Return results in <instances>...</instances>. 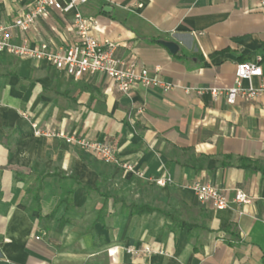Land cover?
<instances>
[{"label": "crops", "instance_id": "obj_1", "mask_svg": "<svg viewBox=\"0 0 264 264\" xmlns=\"http://www.w3.org/2000/svg\"><path fill=\"white\" fill-rule=\"evenodd\" d=\"M35 3L0 0V25ZM77 9L118 57L135 56L176 87L124 94L101 74L76 80L0 54V264H264V98L230 104L196 91L232 87L243 62L258 61L264 75L261 0H90ZM75 11L13 28V42L73 46ZM34 122L108 144L133 170L37 136ZM197 182L224 190L229 206L201 203ZM237 190L251 203L234 202Z\"/></svg>", "mask_w": 264, "mask_h": 264}, {"label": "built area", "instance_id": "obj_2", "mask_svg": "<svg viewBox=\"0 0 264 264\" xmlns=\"http://www.w3.org/2000/svg\"><path fill=\"white\" fill-rule=\"evenodd\" d=\"M90 0H36L35 6L28 13L15 19L12 25H0V54L13 55L19 58H30L37 61H45L68 76L79 80L85 76L101 74L113 80L118 90L128 94L137 87L161 88L165 92L173 90L176 85L164 80L158 72L152 73L145 66L139 64L135 56L121 58L117 56V44L110 40L100 42L93 32L97 28L94 18L83 15L77 9L79 5L87 4ZM264 6V0H261ZM76 10L73 15L74 28L76 30L77 43L68 48L50 49L48 45L30 47L28 44H15L10 30L18 28L27 32L37 22L47 16L51 10L65 14L70 10ZM259 78L261 84L258 87L244 88L243 83ZM201 94L210 91L213 96L225 94L230 104H235L237 98L248 99L264 98V75L259 62H243L239 64L235 72L234 85L226 90L196 89ZM25 118H29L25 113ZM37 136L58 137L68 145H73L81 150L95 154L102 161L122 166L125 170L132 171L133 166L121 164L115 149L99 142H91L76 135H67L64 132H55L49 129H42L36 122L32 124ZM141 176V174L137 173ZM163 185L162 181L158 182ZM198 200L203 203H210L216 209H226L229 200L224 190L211 184L195 183L191 186ZM252 199L243 191L237 190L234 202L238 204H249ZM39 239V238H37ZM145 252H149L146 249Z\"/></svg>", "mask_w": 264, "mask_h": 264}, {"label": "water", "instance_id": "obj_3", "mask_svg": "<svg viewBox=\"0 0 264 264\" xmlns=\"http://www.w3.org/2000/svg\"><path fill=\"white\" fill-rule=\"evenodd\" d=\"M160 43L168 48L172 54H176L179 50V46L174 42L161 41Z\"/></svg>", "mask_w": 264, "mask_h": 264}]
</instances>
